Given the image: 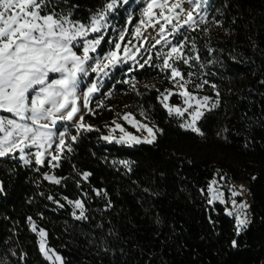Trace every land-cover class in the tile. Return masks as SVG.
I'll return each instance as SVG.
<instances>
[{
	"label": "trees",
	"instance_id": "trees-1",
	"mask_svg": "<svg viewBox=\"0 0 264 264\" xmlns=\"http://www.w3.org/2000/svg\"><path fill=\"white\" fill-rule=\"evenodd\" d=\"M109 2L52 0L49 9L88 23ZM116 2L113 25L129 20L131 32L141 8ZM205 9L195 30L169 36L173 44L186 38L183 52L193 57L177 64L186 90L208 96L210 107L218 101L197 122L203 135L182 129L181 117L160 103L178 85L156 67L157 52L168 47L144 50L138 65L116 69L89 104L92 130H68L71 151L58 166L0 159V264H49L33 222L62 264H264V0H209ZM179 100L172 95L168 103ZM126 114L159 130L152 144H105L102 136ZM46 172L60 183L46 181ZM214 179L248 183L250 222L239 234L221 206L207 203ZM69 200L82 201L85 218Z\"/></svg>",
	"mask_w": 264,
	"mask_h": 264
},
{
	"label": "snow or ice",
	"instance_id": "snow-or-ice-1",
	"mask_svg": "<svg viewBox=\"0 0 264 264\" xmlns=\"http://www.w3.org/2000/svg\"><path fill=\"white\" fill-rule=\"evenodd\" d=\"M51 2L52 0H0V158H18L28 164L30 163L28 157L34 156L35 163L42 164L44 156L48 154L50 162L58 161L57 153H63L66 147L71 151V146L66 144L65 139L68 135L67 129L61 131L58 125L70 123L75 119L79 112L78 102L81 99L84 106H88L90 97L99 91L101 77L108 76L110 70L115 69L119 64L129 59L135 60L129 49L127 47L122 49L119 42H115L113 50L102 57L92 55L97 53L104 37L102 34L92 38L90 36L100 34L106 27V15L116 6V0L107 3L102 11L90 18L88 23L77 21L70 14L50 10ZM184 2L188 3L190 9L184 8ZM202 3L203 0H175L171 4L169 0H147L142 13L148 18L151 27L155 28L159 24L157 33L159 38L152 47L161 44L162 41L168 47L166 52H157V56L162 58V64L156 67L161 68V71H169V79L185 89L179 95L184 98L187 107H172L164 103L170 95H173L170 90L161 93V103H164L169 115L183 117L188 112L190 120L182 123L180 127L200 135L203 133L196 126L197 121L204 115L202 108L207 107L210 98L204 96L201 100L186 90L185 85L189 81L185 79L177 64L182 61L183 64L188 65L193 57L183 52L186 38L178 44H173L168 37L182 34V29L195 30L204 22L201 14ZM157 8L160 9L158 16L154 11ZM182 17L186 18L182 19ZM161 20L163 23L160 22ZM143 23L144 21L141 20V24ZM136 32L140 33L139 27ZM120 39L123 40L124 37L121 36ZM192 47L195 49L194 44ZM121 51L123 55L120 54ZM196 59L199 57L197 56ZM150 62L151 56L144 63L139 64V67L143 68ZM90 73L96 74V80L90 83L82 96L78 95L84 79ZM188 75L190 77L191 73ZM196 87L199 88L201 85ZM193 100L196 101L195 106L191 103ZM217 103L218 101L212 102L211 107L215 108ZM189 109L192 111L189 112ZM129 116L130 114H126L123 119L128 120ZM79 120L80 122L75 125L77 132L81 129L92 130L91 126L83 124V116ZM139 127L144 128L153 139L155 138L152 128L143 124ZM120 130L123 132L122 128ZM71 139L75 141L76 136H72ZM104 139L109 140V137L105 136ZM128 139L134 143L141 142L135 136L129 135ZM117 142L126 141L121 136ZM145 142L152 143V140ZM33 148L34 153L30 151ZM88 175L84 173V179H87ZM45 179L60 183L54 177L45 176ZM3 191V187L0 186V193ZM209 191H212L211 186ZM236 194L233 192V195ZM221 197V193H214V198L221 199ZM68 203L79 209L78 219L85 218L82 201L69 200ZM240 207L246 208L247 205L241 204ZM229 215L232 213L230 212ZM29 220L31 222V218ZM246 225V218L241 219L237 215V234ZM32 228L33 231L37 230L34 222ZM38 235L41 237L40 251L48 256L51 249L46 248L44 241L46 233L40 229ZM235 243L233 241L234 246ZM55 260H60V257L55 256Z\"/></svg>",
	"mask_w": 264,
	"mask_h": 264
},
{
	"label": "rangeland",
	"instance_id": "rangeland-1",
	"mask_svg": "<svg viewBox=\"0 0 264 264\" xmlns=\"http://www.w3.org/2000/svg\"><path fill=\"white\" fill-rule=\"evenodd\" d=\"M124 1L126 4V3H128L129 0H123V2ZM208 1L209 0H203V3H202V9L203 10L201 13L202 15L205 14V10H206L205 7H207ZM173 2H175V0H169V4H171ZM146 4H147V0H133V5H139L141 8L140 11H142V13L144 11ZM183 6L186 10L190 9V6L188 5L187 2H184ZM115 7H117V2H116ZM115 7L113 9H111L110 11H108V13L106 15V27L104 29H102V32L100 34H91V36H90V38H92L96 35L102 34L104 37V40L102 41L101 46L98 48L97 53H94L92 55L102 57V56L106 55L109 51L113 50L115 42H119V43H121L122 49L124 47H127L129 49L130 53H132L135 56V60L129 59V60H127V62L119 64L115 69L110 70L108 76L101 77L102 82L99 85V91L95 92L90 97V99L88 101V106L85 107L83 99H81L78 102L79 112L76 114L75 119L70 123L58 125V129L61 131L65 130V129H67V132L69 129L75 130L76 129L75 125L80 122L79 118L81 116H83V124L85 126H88L86 118L90 114L89 104H91L93 98L100 93V90H102L106 86L107 82L110 80L109 78H111L113 76L115 70L121 69L125 66L132 67V66L138 65L137 63H139L144 58V55H143L144 50H146V49L149 50L152 47L151 45L154 44L155 40L159 38V36L157 35L158 29H159V24H157L155 28L151 27L149 25L148 18L143 16L142 14H141V18H140L139 22L137 23V25L134 28H132L131 32H128V25L127 24L129 23V20L126 21V23H125L126 26L124 28L114 26L113 25L114 22H112L111 15H113V11H114ZM154 11H155L156 15L158 16L160 9L157 8ZM194 16H195V13H194ZM183 18H186V17H182V19ZM197 19H199V17H197ZM141 20L144 21L143 24H141ZM160 22L163 23L162 20ZM137 27H139V29H140L139 34H137V32H136ZM121 36L124 37L123 40L120 39ZM168 39H169V37H168ZM161 43H163V41ZM137 49H139V51H137ZM120 54L123 55V52L121 51ZM94 80H96V74L90 73L89 76L84 79L82 88L79 90L78 95L82 96V93L87 90V87L90 86V83ZM173 89L174 90L171 91L173 93V95H178L180 97V100L178 101L179 103L177 105H171L170 103H168L169 98L172 95H170L168 100L165 101L164 103H167L172 107H180V108L187 107L184 104V98L179 95V93L184 91V89L180 88L178 85H175V87ZM194 96L197 97L196 95H194ZM197 98L202 100V98H199V97H197ZM161 100H162V97H161ZM164 103H161V105L163 107H164ZM191 103L193 104V106H195L196 101L193 100V101H191ZM164 109L168 112V110L165 107H164ZM210 109H211V107L209 105H207L206 108H202V111L207 112ZM191 111H192V109H189V112H191ZM5 115H7V114H5ZM181 119H182L181 120L182 123H185L186 121L190 120L189 113L186 112L185 115L183 117H181ZM123 124L125 126H123ZM141 124L147 125L148 127L153 129V131L155 133L154 139L152 136L149 135V133L144 128L139 127V125H141ZM117 125H119L120 127H117ZM127 126H129L130 128H127ZM109 128L110 129L107 130V133L102 136V140L105 142V144H107V145L115 144V145H121V146H125V147H132V146L140 145L141 143L142 144H152V143H147L145 141L146 140H152V142H154L156 139V134L158 133V131L156 130L155 127H153L152 125H150L147 122L142 121L141 117L137 119V118H134L132 116H129L128 120L122 119L120 121V123H118V122L114 123ZM121 128L123 129V132L120 130ZM182 129H184V128H182ZM189 131H191V130H189ZM129 135L137 137L141 142L140 143L132 142L130 139H128ZM105 136L109 137V140H105L104 139ZM121 136H123L125 138L126 142H117L120 140ZM30 151L34 153L35 149L33 148ZM50 152H51V150H50ZM61 154H63V153H57L59 158H60ZM3 158H5V157H3ZM3 158H0V159H3ZM28 158L30 160V163H28V164H25L23 161L19 160L18 158H17V161H19L21 164H23L25 166L35 165L37 167H45V163L47 166L53 167V165H56L58 162V161H51L50 162V155H48V154H46L44 156V158H43L44 162L42 164H36L34 156H30ZM44 174H45L44 178H45V176H50V177H54L55 179L58 180V178H56L54 176V174H52L51 172H46ZM45 180L50 182V184L51 183L56 184L53 180H47V179H45ZM213 181H215V184H213ZM210 186L212 188L211 192L209 191ZM248 191L249 190H248V183L247 182H228V183H225L223 180L218 181V180L214 179V180H211L209 182V185L207 188V192H206L207 203H208L209 207L212 205L221 206V208L223 209V214L225 216L229 217L230 219H232L235 223V226H236L237 215H239L241 219L246 218L247 225H248L250 222V218H249L250 195H249ZM233 192H236L237 194L233 195ZM214 193H221L222 194L221 199L223 200V202H221V199L214 198ZM210 200L212 201L211 203L209 202ZM233 202H235V204ZM241 204H246L247 207L241 208L240 207ZM230 212L232 213V215H229ZM240 231H239V233H240ZM34 232L37 236L36 240L38 241V249H39V253L41 254V256L49 264H62L61 257L56 252H53V250H51V252H49L48 256H46L44 253H42L40 251L39 245H40L41 237L38 235L39 230L34 231ZM235 232H237V227H236ZM45 238H46V236L44 237V241L46 244ZM46 248H48L47 245H46ZM55 256H59L60 260H55ZM49 257H51V259Z\"/></svg>",
	"mask_w": 264,
	"mask_h": 264
}]
</instances>
